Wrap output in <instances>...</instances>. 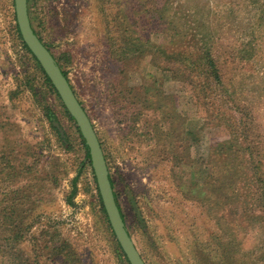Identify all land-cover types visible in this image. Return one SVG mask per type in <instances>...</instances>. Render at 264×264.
<instances>
[{
    "label": "rangeland",
    "instance_id": "374dc122",
    "mask_svg": "<svg viewBox=\"0 0 264 264\" xmlns=\"http://www.w3.org/2000/svg\"><path fill=\"white\" fill-rule=\"evenodd\" d=\"M11 1L0 0V152L19 182L0 194L19 187V210L35 212L19 218V264H126L75 128L20 47ZM27 1L100 139L145 264H264V0ZM172 41L198 66L210 41L221 86L189 69ZM244 114L246 142L225 126ZM234 171L235 202L222 192Z\"/></svg>",
    "mask_w": 264,
    "mask_h": 264
},
{
    "label": "trees",
    "instance_id": "16d2710c",
    "mask_svg": "<svg viewBox=\"0 0 264 264\" xmlns=\"http://www.w3.org/2000/svg\"><path fill=\"white\" fill-rule=\"evenodd\" d=\"M11 6L13 7V12H14L13 0L11 1ZM28 16H29V11H28ZM13 20L15 22V24H14L15 34L17 36V39L19 40L20 47L23 50V52L34 62L35 66H36V68L40 74V82H41L42 87L49 94L53 95L60 102L64 116L67 118L69 123H71L73 125V127L75 128V131H76L77 137H78V145L83 151V157H82V160L80 162V166H83L88 171H90L92 174V178H93V182L95 185L96 196L98 199L100 211L103 214L105 221L111 230V227L109 225V222H108V219H107V216H106V213H105V210L103 208L102 201H101V198H100V195L98 192L94 172H93L92 167H91L89 150H88L87 146L85 145V142H84L74 120L71 118V116L66 111L65 107L63 106V104H62V102H61V100L57 94V92L55 91L54 87L52 86L50 80L47 78V76L45 75V73L41 69L40 65L38 64L37 60L34 58V56L31 54V52L28 50V48L26 47V45L22 41L18 26L16 23L15 13H13ZM29 20H30V16H29ZM30 24H31V28H32L33 32L37 36V33L35 32L34 28L32 27L31 20H30ZM175 35L178 36L179 34H175ZM202 37L204 38L207 36H204V34H202ZM38 39L42 43L41 39L40 38H38ZM172 43L173 44L171 47H176L179 51V54L182 57H188L189 58V63H190L189 69L196 67V70H197V67H199L198 71L203 76V78L207 77L210 81H212V84L214 87L215 86L216 87L221 86V84H222L221 66L217 60V59H219L218 55L216 56V51H213V46L210 43V41L208 42V44L206 43V41H203L204 47L201 48L200 57L198 58L201 66L194 64L196 61L193 58L194 52L192 50L191 51L188 50V46L186 45L187 43H185L186 47H184L183 43H181V42L172 41ZM132 46H134V44H132ZM53 58L55 59L57 65L59 66V68L62 72V74L65 76V78L67 79L71 89L73 90V88H72V86H71V84L67 78L66 72L61 68V66L59 65L58 61L56 60V58L54 56H53ZM183 79L185 80V78H183ZM73 92H74V90H73ZM74 95H75L76 99L78 100L75 92H74ZM78 102L82 106V104L79 100H78ZM48 113H49V115H48L49 119L54 122L55 121L54 115L50 112H48ZM242 117L243 118L240 119L238 123L236 122V124H237L236 127H230L231 126L230 124H225V126L227 128H240L239 134L241 137H243L244 142H246L247 139L252 136V133L250 132L251 128L248 127L249 125L246 121V114H244ZM249 118L251 119L250 116H249ZM54 130L56 131L57 128H54ZM56 133L59 134V132H56ZM98 140H99L100 146L102 148V144L100 142V139L98 138ZM229 149L232 150L231 153L234 152V150L237 153L239 150V148L237 147V144H235L234 146L232 144H230ZM245 149L248 150L249 157L253 160L254 159L253 155L255 152L249 146H248V148H245ZM102 151H103V148H102ZM103 153H104V151H103ZM104 157L106 160V155H104ZM215 159L217 161L220 160L216 157H215ZM3 161H8V159L6 157H3V153L0 152V191L2 190V188H5V185H8V182H19V174L17 175L16 172H14V171H17V167H14V168L9 167V164H3ZM107 167H108V165H107ZM108 170H109V168H108ZM11 171H13L12 175H11ZM250 171L252 172V178L258 176V173L260 171L259 165L254 164L252 167H250ZM213 178L215 179V175H213ZM219 179H221V176L218 175V180ZM109 180H110L111 187L113 189L116 205L119 209L121 218H122L124 225L126 227L124 216L122 215L120 206H119L117 199H116V193L114 191V182L112 180L110 173H109ZM239 181H240V176H238L235 171L228 174L227 179L224 181L225 183H224V188L222 189V192L227 191V190H231V192L230 193H224L223 194L224 197L230 198L233 196V201L234 202L236 201L237 197H236V193L234 194V187L237 183H239ZM257 194L259 196H264V192L261 189H257ZM240 196L246 197V194L242 195V193H240ZM228 200H230V199H228ZM20 205L21 204L19 203V187H17L14 190H10V191H7L5 193L0 194V261H1L0 264H19V231H22V228L19 227V218L28 219V218L33 217L35 215L34 210L30 207L26 208V210H22V211L19 210ZM29 225L30 224H28L26 226H29ZM127 233L129 235V237L132 238V236H131L130 232H128V230H127ZM112 235L114 236L113 232H112ZM115 241H116V239H115ZM116 244H117V248L119 250V255L123 258V260L126 264H129L124 253L122 252L119 244L117 243V241H116ZM57 250L62 252L64 256L66 255L64 248L57 247ZM226 252H227V250L225 248H219L217 250V253L221 257H222V255H225Z\"/></svg>",
    "mask_w": 264,
    "mask_h": 264
},
{
    "label": "water",
    "instance_id": "95a60500",
    "mask_svg": "<svg viewBox=\"0 0 264 264\" xmlns=\"http://www.w3.org/2000/svg\"><path fill=\"white\" fill-rule=\"evenodd\" d=\"M13 4L16 23L22 41L50 80L63 106L74 120L89 150L91 167L96 179L98 192L117 243L129 264H145L127 233V229L116 205L104 153L90 119L76 99L73 90L62 74L55 59L33 32L28 16L27 0H13Z\"/></svg>",
    "mask_w": 264,
    "mask_h": 264
}]
</instances>
